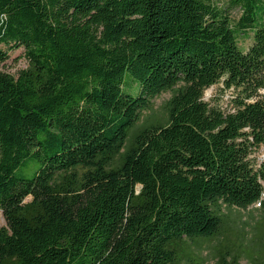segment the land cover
Instances as JSON below:
<instances>
[{
  "label": "trees",
  "instance_id": "16d2710c",
  "mask_svg": "<svg viewBox=\"0 0 264 264\" xmlns=\"http://www.w3.org/2000/svg\"><path fill=\"white\" fill-rule=\"evenodd\" d=\"M219 1L0 0V264H185L222 206L264 218V0Z\"/></svg>",
  "mask_w": 264,
  "mask_h": 264
},
{
  "label": "rangeland",
  "instance_id": "374dc122",
  "mask_svg": "<svg viewBox=\"0 0 264 264\" xmlns=\"http://www.w3.org/2000/svg\"><path fill=\"white\" fill-rule=\"evenodd\" d=\"M226 0H220L219 4ZM231 17L234 22L241 17L239 10H232ZM238 46L245 51L251 44V35L247 38L239 35ZM8 59L0 65V70L17 76L28 66L22 49L9 52ZM172 93H163L151 102L149 111L143 113L142 121L137 124L132 133L141 128L142 122L164 124L166 121V104ZM264 96V92H262ZM235 93L232 90L222 89V85H214L203 93V101L210 106L229 111ZM253 168L256 169L264 162V145L259 147L250 156ZM29 201V199L27 200ZM222 219L221 233L213 239L198 240L189 243L191 256L185 264H229L233 257L239 258V264H264V218L256 205L241 210L223 207L220 210ZM0 226L5 221L0 213Z\"/></svg>",
  "mask_w": 264,
  "mask_h": 264
},
{
  "label": "built area",
  "instance_id": "2783aa9c",
  "mask_svg": "<svg viewBox=\"0 0 264 264\" xmlns=\"http://www.w3.org/2000/svg\"><path fill=\"white\" fill-rule=\"evenodd\" d=\"M262 197H264V194L262 195ZM255 205H256L257 207H259V203H256Z\"/></svg>",
  "mask_w": 264,
  "mask_h": 264
}]
</instances>
